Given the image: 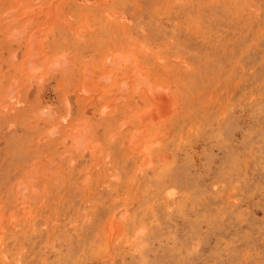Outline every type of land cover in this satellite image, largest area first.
Returning a JSON list of instances; mask_svg holds the SVG:
<instances>
[{
  "label": "rangeland",
  "instance_id": "374dc122",
  "mask_svg": "<svg viewBox=\"0 0 264 264\" xmlns=\"http://www.w3.org/2000/svg\"><path fill=\"white\" fill-rule=\"evenodd\" d=\"M0 264H264V0H0Z\"/></svg>",
  "mask_w": 264,
  "mask_h": 264
}]
</instances>
